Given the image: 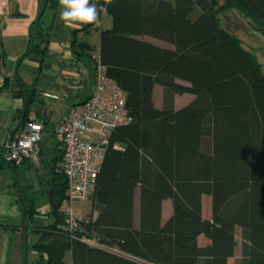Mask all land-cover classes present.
<instances>
[{"label": "trees", "instance_id": "trees-1", "mask_svg": "<svg viewBox=\"0 0 264 264\" xmlns=\"http://www.w3.org/2000/svg\"><path fill=\"white\" fill-rule=\"evenodd\" d=\"M44 2L21 60L37 54L41 64L45 57L49 29L43 11L56 8L57 0H47L43 8ZM231 10L240 11L253 32L264 33V0H112L107 6L108 15L99 19H109L110 27L94 28L97 58L124 92L131 122L110 132L90 214L77 219L71 231L61 210L67 200L61 143L57 140L60 152L52 159L45 192L51 218L45 227H31L40 196L22 185L29 159L17 164L25 225L37 238L34 264H99L100 248L145 264H228L230 259L264 264V71L238 37L220 26V17ZM91 29L81 31L89 35ZM204 33L210 38L194 51ZM82 47L74 42L73 53L80 55ZM155 86L162 89L160 108L153 100ZM11 89L25 103L17 130L31 115L44 125L34 91L21 81ZM181 95L193 99L177 107ZM206 110L210 113L201 121L199 113ZM3 169H11L5 147ZM203 197L210 200L208 218ZM164 201H170L171 215L162 223ZM0 229L21 232V226L9 224L0 223ZM200 237L208 243L201 246ZM108 257V264H139Z\"/></svg>", "mask_w": 264, "mask_h": 264}, {"label": "crops", "instance_id": "crops-1", "mask_svg": "<svg viewBox=\"0 0 264 264\" xmlns=\"http://www.w3.org/2000/svg\"><path fill=\"white\" fill-rule=\"evenodd\" d=\"M53 7L55 5L43 11L42 21L44 27L49 29V42L45 57L40 64L41 57L37 54H31L28 58L21 60L27 52L29 28L40 12V0H0V152L11 139L14 130L19 127L25 114L24 100L15 97L11 89L16 82L21 81L28 91H34L33 93L42 106L40 110L36 111L41 118H46L37 155L34 158H27L30 168L22 178V185L26 192H36L40 196L36 203L38 214L32 220V228L45 227L51 222V218L46 215L49 206L45 192L52 179V159L60 152L55 130L59 122L66 117L70 108L83 104L91 97L95 85V61L98 59L97 46L99 42V31L94 28H101L104 24H106V28L110 27V20L107 18L98 19L95 24L66 25L60 20L59 14L62 9L59 0H57L56 8ZM230 12L232 15L237 16L238 14L235 10ZM227 18L228 24H231L227 29L241 41L238 34V21L234 16ZM246 21L248 24L249 21ZM89 25H92V29L90 34L86 35L81 30ZM74 42L83 45L80 55L76 56L73 53ZM87 46H91L92 49ZM43 93L55 94L58 99L47 100L42 97ZM154 93L155 88L153 98L155 97ZM183 96L187 97L185 104L193 99L191 95H181L177 96L175 101ZM170 215L171 203L164 201L162 223H165ZM0 223L14 226L21 224V209L13 176L11 183H8L3 189L0 188ZM29 234L27 232V235ZM36 240L37 238L33 236L32 243H35ZM22 250L21 232L0 229V264H23ZM108 254L119 255L131 259L133 262L145 264L105 248H100L98 263L108 264ZM33 260V262L36 260L34 252ZM231 260L234 261V259H230L228 264Z\"/></svg>", "mask_w": 264, "mask_h": 264}, {"label": "built area", "instance_id": "built-area-1", "mask_svg": "<svg viewBox=\"0 0 264 264\" xmlns=\"http://www.w3.org/2000/svg\"><path fill=\"white\" fill-rule=\"evenodd\" d=\"M47 100L58 96L43 93ZM131 118L125 107V94L117 84L106 76L105 68L96 59L95 85L91 97L83 104L70 108L66 117L55 130L56 139L63 148V173L66 180L67 200L62 206L67 231H71L78 218L74 215V203H89L95 188L96 178L102 166L108 137L115 128L128 125ZM43 125L28 119L23 130H19L5 145L7 160L19 164L37 155ZM118 149V145L113 146ZM81 241L88 246L97 245L86 238Z\"/></svg>", "mask_w": 264, "mask_h": 264}, {"label": "rangeland", "instance_id": "rangeland-1", "mask_svg": "<svg viewBox=\"0 0 264 264\" xmlns=\"http://www.w3.org/2000/svg\"><path fill=\"white\" fill-rule=\"evenodd\" d=\"M238 12L237 16L236 15H232V12H229L227 14H224L220 17V26L222 28H227L230 27V23L228 24V18L230 16H234L235 20L238 21V34H239V38L242 41V45L245 47V49H247L252 55H254L258 62L262 65L263 67V71H264V33L260 34V33H256L253 32L252 29L250 28V26L247 24L248 20L246 17H244L242 15V13L238 10H235ZM238 16H242V17H238ZM106 24H104L101 29L104 30L106 29ZM232 28V27H231ZM211 34L210 33H204L202 34L199 39L197 40V42L195 43V49L194 51L197 50L198 45L204 41H206L207 38H210ZM144 40L147 42H152L154 44H165V45H169L166 44L164 42L158 41L154 38L151 37H144ZM154 103L156 107H161L162 104V89L161 87L155 86V93H154ZM187 97L183 96V97H179L176 99L175 103L177 107H181L180 105H184L187 102ZM186 105V104H185ZM210 113L209 110L206 111H202L199 113V117L200 120L202 121L204 119V117L206 115H208ZM198 130H200V126L198 127ZM196 148L197 151L200 148V137L197 138V144H196ZM12 180V173L10 170L8 169H3L0 171V188H4L6 187V185L8 183H11ZM8 181V182H7ZM210 204V200L207 197H203V216L205 218L209 217L210 211H209V205ZM73 210H74V215L78 218H88L89 214H90V202L89 203H74L73 204ZM32 237L33 235L30 234L28 236V254H27V262L28 264H34V260H33V250H32ZM36 237V236H34ZM208 243L207 240H205V238L201 237L199 244L201 246H204ZM23 253V250H22ZM23 255V254H22ZM22 258V257H21ZM233 260L230 261V264H233Z\"/></svg>", "mask_w": 264, "mask_h": 264}, {"label": "clouds", "instance_id": "clouds-1", "mask_svg": "<svg viewBox=\"0 0 264 264\" xmlns=\"http://www.w3.org/2000/svg\"><path fill=\"white\" fill-rule=\"evenodd\" d=\"M112 0L104 4H93L91 0H59L61 6L60 20L66 25L95 24L103 15H108L107 6Z\"/></svg>", "mask_w": 264, "mask_h": 264}, {"label": "water", "instance_id": "water-1", "mask_svg": "<svg viewBox=\"0 0 264 264\" xmlns=\"http://www.w3.org/2000/svg\"><path fill=\"white\" fill-rule=\"evenodd\" d=\"M47 3V0H45L44 2V6L43 8H45ZM17 132V130H14L12 137L15 135V133ZM11 166V171H12V176H13V183L15 186V190L17 193V198H18V202L20 204V208H21V234H22V247H23V264H26V260H27V254H28V236H27V228L25 225V220H26V211H25V206H24V202H23V198H22V193H21V187H20V182H19V177L17 174V163L14 160H7Z\"/></svg>", "mask_w": 264, "mask_h": 264}]
</instances>
